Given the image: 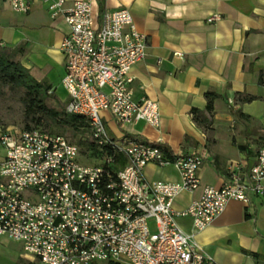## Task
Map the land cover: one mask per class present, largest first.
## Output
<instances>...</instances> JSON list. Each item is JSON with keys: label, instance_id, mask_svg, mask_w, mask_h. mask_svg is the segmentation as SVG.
Here are the masks:
<instances>
[{"label": "built area", "instance_id": "obj_1", "mask_svg": "<svg viewBox=\"0 0 264 264\" xmlns=\"http://www.w3.org/2000/svg\"><path fill=\"white\" fill-rule=\"evenodd\" d=\"M7 1L19 14L39 1L51 19L63 18L68 27L59 46L65 112L83 116L97 147H109L112 154L86 165L78 147L63 135L14 128L0 133V236L19 243L39 264H214L176 219L188 217L201 231L229 200L248 204L249 194L264 196V146L251 164L230 162L221 187L205 185L189 205L174 209L179 194L201 186L204 155L166 156L162 144L131 133L138 120L158 127L160 111L155 99L133 97L131 69L145 59L147 39L130 12L117 8L98 19L87 0L68 6V0ZM105 112L117 128L113 136ZM115 155L125 163L112 172ZM148 164L172 165L179 181H147L143 170Z\"/></svg>", "mask_w": 264, "mask_h": 264}, {"label": "crops", "instance_id": "obj_2", "mask_svg": "<svg viewBox=\"0 0 264 264\" xmlns=\"http://www.w3.org/2000/svg\"><path fill=\"white\" fill-rule=\"evenodd\" d=\"M87 1L98 19L105 11L126 8L137 31L146 36L147 55L132 67L130 87L135 100L147 96L158 102L160 122L153 127L138 120L131 133L174 153L204 155L201 186L179 194L174 209L189 205L205 185L221 187L230 162H253L264 146V0ZM212 16L218 19L209 21ZM67 33L63 18L51 19L42 2L19 14L7 0H0V46L24 44L23 65L37 80H48L53 92L54 84L62 88L64 60L59 46ZM210 90L218 97L207 119L198 117L196 122L191 110L205 109V93ZM63 96L67 103L64 90ZM104 121L115 135L117 128L107 112ZM143 174L150 182L179 181L172 165L148 164ZM176 221L214 264H264V196L249 194L248 204L229 200L201 231L188 217ZM0 264L39 262L19 243L0 236Z\"/></svg>", "mask_w": 264, "mask_h": 264}, {"label": "trees", "instance_id": "obj_3", "mask_svg": "<svg viewBox=\"0 0 264 264\" xmlns=\"http://www.w3.org/2000/svg\"><path fill=\"white\" fill-rule=\"evenodd\" d=\"M24 44H19L14 47L0 46V84L8 86L11 89L21 91L20 102L23 106V117L26 123L24 129L32 130L35 126H43L49 133L63 135L70 133L74 143L81 154L87 155V158L97 162L102 157L112 154V149L109 147L99 149L91 138L87 120L80 115L65 112L64 107L58 109L48 105V100L55 97V93L51 90V84L48 80H37L28 68H26L18 57L25 54ZM50 91V93H48ZM207 104L204 110L192 108L193 118L198 122V117L207 119V114L212 110V101L218 97L213 91L205 93ZM236 114V113H235ZM239 116L243 114L239 113ZM247 117V116H244ZM54 128H61V132H55ZM55 132V133H53ZM258 130L254 133L257 136ZM160 149L166 156L170 155V149L164 145H159ZM116 164L110 166V170L115 172L118 166L125 163L123 156L115 155ZM256 257L257 254H253ZM108 264H119L109 261Z\"/></svg>", "mask_w": 264, "mask_h": 264}, {"label": "rangeland", "instance_id": "obj_4", "mask_svg": "<svg viewBox=\"0 0 264 264\" xmlns=\"http://www.w3.org/2000/svg\"><path fill=\"white\" fill-rule=\"evenodd\" d=\"M19 61L24 64L22 57H18ZM48 62V61H46ZM54 93L55 97H52L48 100V105L52 108L58 109L60 107H64V96L62 88L54 84ZM21 91L14 90L9 88L8 86L0 84V133L5 132L8 129H24L25 125L31 126L30 123H26L23 117V106L20 102ZM36 130H41L48 132L43 126H35L33 127ZM52 130H56L55 132H61V128H54ZM109 133L112 134L113 130L108 129ZM53 132V133H55ZM49 133V132H48ZM69 141H74L70 133H64ZM1 146V145H0ZM2 148V146H1ZM3 149V148H2ZM80 160L82 163L86 165H92L96 162L90 158H87V155L81 154ZM153 220H150V224L152 226ZM3 242H9L6 239H2ZM98 264H108L105 261L99 262Z\"/></svg>", "mask_w": 264, "mask_h": 264}]
</instances>
